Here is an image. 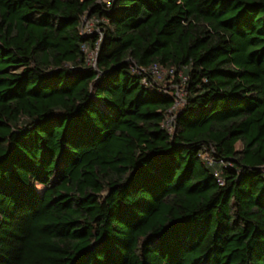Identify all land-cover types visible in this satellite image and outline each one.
Wrapping results in <instances>:
<instances>
[{
  "label": "trees",
  "instance_id": "obj_1",
  "mask_svg": "<svg viewBox=\"0 0 264 264\" xmlns=\"http://www.w3.org/2000/svg\"><path fill=\"white\" fill-rule=\"evenodd\" d=\"M263 170L264 0H0V264H264Z\"/></svg>",
  "mask_w": 264,
  "mask_h": 264
},
{
  "label": "built area",
  "instance_id": "obj_2",
  "mask_svg": "<svg viewBox=\"0 0 264 264\" xmlns=\"http://www.w3.org/2000/svg\"><path fill=\"white\" fill-rule=\"evenodd\" d=\"M99 2L101 4H104L106 7H109L110 6V3H111V0H99ZM103 21V18L102 17H97V16H85L82 20V24H81V33L84 34V35H87V34H92V33H101V29L99 27H97L96 25L99 23V22H102ZM86 48H84L85 50ZM89 56H92V60H94V53L93 52H90L89 53ZM163 68H167V67H163L161 65H157V64H153L152 66H150L148 68V71L151 73L152 76L156 77L158 75H160L161 71ZM169 73L172 74L174 76V68L173 67H169L167 68ZM178 76L181 78V81L183 82L186 78L181 76V73H178ZM173 87L176 88V91H175V103L173 105V107L171 108L172 110H175L176 107L180 104H183V100L181 98V95H182V92L179 91V87L178 85H175L173 84ZM171 111V110H170ZM173 115L170 116V118L166 121L167 123V127L169 129H171V122L173 120ZM264 172V170H263ZM218 181L219 183L221 184L222 181L220 179V177L218 178Z\"/></svg>",
  "mask_w": 264,
  "mask_h": 264
},
{
  "label": "rangeland",
  "instance_id": "obj_3",
  "mask_svg": "<svg viewBox=\"0 0 264 264\" xmlns=\"http://www.w3.org/2000/svg\"><path fill=\"white\" fill-rule=\"evenodd\" d=\"M90 60H92V56H89ZM158 82H160L161 85L166 86V87H173V75L169 73L167 68H163L160 75L155 77ZM182 104L178 105L176 109L181 106ZM175 109V110H176ZM39 189L41 188L40 185L37 186Z\"/></svg>",
  "mask_w": 264,
  "mask_h": 264
},
{
  "label": "water",
  "instance_id": "obj_4",
  "mask_svg": "<svg viewBox=\"0 0 264 264\" xmlns=\"http://www.w3.org/2000/svg\"><path fill=\"white\" fill-rule=\"evenodd\" d=\"M88 16V14L86 15V17Z\"/></svg>",
  "mask_w": 264,
  "mask_h": 264
}]
</instances>
